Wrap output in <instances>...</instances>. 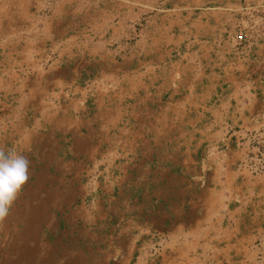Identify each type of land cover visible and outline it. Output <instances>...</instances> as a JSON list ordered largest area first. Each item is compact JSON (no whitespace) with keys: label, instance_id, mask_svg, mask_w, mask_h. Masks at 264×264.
Wrapping results in <instances>:
<instances>
[{"label":"crops","instance_id":"0c3cea01","mask_svg":"<svg viewBox=\"0 0 264 264\" xmlns=\"http://www.w3.org/2000/svg\"><path fill=\"white\" fill-rule=\"evenodd\" d=\"M145 1L78 53L0 5V147L79 190L83 264H264V0Z\"/></svg>","mask_w":264,"mask_h":264},{"label":"rangeland","instance_id":"374dc122","mask_svg":"<svg viewBox=\"0 0 264 264\" xmlns=\"http://www.w3.org/2000/svg\"><path fill=\"white\" fill-rule=\"evenodd\" d=\"M132 1L0 0V5L6 8L16 2H21L24 6L23 12L28 6V13L37 18L33 27L26 18L24 19L22 34L20 30L7 23L5 28L9 36H14L17 31L20 33L19 36L38 37L37 35H42L45 21L49 20L54 23L56 40L67 39L80 33L76 36L74 43L70 42L68 45L64 44L65 40L62 41L64 48L72 47V51L78 53L80 52L79 47L82 49L86 47L88 52L95 47L93 44L79 46L78 42L80 39L81 41L87 39L89 42V39L94 38L96 29L89 25V21L94 22L96 16H100V14L110 24L130 21V25H141L142 19L132 20L136 14L133 11L130 12ZM146 1L157 10L161 0ZM116 7L120 9L117 10ZM7 13L13 14L10 9H7ZM25 14L26 12L23 13V15ZM80 20L87 21L86 27L80 26ZM99 31H101L99 42L103 43L104 57L109 56L112 59L111 52H116L119 47H123L124 44L118 45L123 41L118 42L113 39L111 29H100ZM117 31L124 30L118 29ZM236 33V37L239 39L241 37L239 30ZM81 35L83 38H78ZM94 42L92 40V43ZM94 64H91L92 68H94ZM109 64L107 62V65ZM96 66L100 67L98 63ZM44 153L40 152L39 157L43 160H39V162L47 164L50 159ZM53 173L49 174L50 177L54 176V181L51 182L47 180L46 172L32 173L30 171L29 182L13 204L8 217L0 224V264H83L87 260V255L80 252L89 244L86 234L82 228L76 225L70 226L72 210L79 203V190L68 181H61L58 177L61 172Z\"/></svg>","mask_w":264,"mask_h":264},{"label":"clouds","instance_id":"9594fccd","mask_svg":"<svg viewBox=\"0 0 264 264\" xmlns=\"http://www.w3.org/2000/svg\"><path fill=\"white\" fill-rule=\"evenodd\" d=\"M30 165L26 155L0 147V224L29 182Z\"/></svg>","mask_w":264,"mask_h":264}]
</instances>
